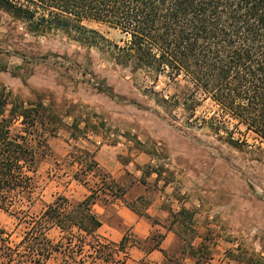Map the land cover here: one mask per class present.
Instances as JSON below:
<instances>
[{
    "label": "rangeland",
    "instance_id": "374dc122",
    "mask_svg": "<svg viewBox=\"0 0 264 264\" xmlns=\"http://www.w3.org/2000/svg\"><path fill=\"white\" fill-rule=\"evenodd\" d=\"M83 24L105 41L88 44L59 31L36 35L0 8V84L25 102H41L58 118L47 137L52 153L38 167L31 211L57 196L77 201L94 184H103L106 195L99 198L107 200L109 189L120 196L140 180L153 191L168 187L182 203L179 251L189 253L191 246L214 264H264V142L243 126L235 131L236 144L189 126L186 121L194 118L185 110L188 81L134 72L116 59L115 46H123L119 30L93 20ZM213 110L206 99L195 116L209 117ZM113 145L139 160L124 186L112 185L107 174L101 181L106 172L94 158L99 147ZM151 172L158 183L148 179ZM0 230V238L14 246L23 225L0 209ZM58 235L55 228L49 231L53 241ZM84 258L75 255L72 264ZM45 264H63V257L54 253Z\"/></svg>",
    "mask_w": 264,
    "mask_h": 264
},
{
    "label": "trees",
    "instance_id": "16d2710c",
    "mask_svg": "<svg viewBox=\"0 0 264 264\" xmlns=\"http://www.w3.org/2000/svg\"><path fill=\"white\" fill-rule=\"evenodd\" d=\"M0 8L31 33L59 31L88 44L105 40L83 21L108 24L122 35L123 46H115L119 63L191 84L189 126L230 144L240 141L234 135L243 126L264 142V0H0ZM206 99L214 106L211 115L195 116ZM57 119L41 102H25L0 84V209L23 225L14 246L0 238L3 264H45L54 253L63 264L74 263L75 255L85 257L79 264H124L129 235L113 243L97 233L101 221L92 206L106 195L103 184L89 187L77 201L57 196L31 211L38 167L52 153L47 137ZM109 196L117 197L110 189ZM53 228L56 241L49 237ZM189 249L197 255L195 264L206 259Z\"/></svg>",
    "mask_w": 264,
    "mask_h": 264
},
{
    "label": "crops",
    "instance_id": "0c3cea01",
    "mask_svg": "<svg viewBox=\"0 0 264 264\" xmlns=\"http://www.w3.org/2000/svg\"><path fill=\"white\" fill-rule=\"evenodd\" d=\"M94 158L97 166L121 186L138 172L134 166L139 162L138 158L132 153L124 154L114 145L108 150L99 147ZM148 179L159 182L153 172L148 174ZM88 193L86 188L80 199ZM142 202L145 203L143 206ZM132 204L134 210L129 207ZM182 206L168 187L158 185L153 191L137 180L125 187L120 196L96 200L92 209L101 221L97 233L103 239L118 243L124 234L129 235L124 264H195L197 255L179 251L182 239L177 217ZM133 239L135 242L132 243ZM200 264H214V259L207 257Z\"/></svg>",
    "mask_w": 264,
    "mask_h": 264
}]
</instances>
